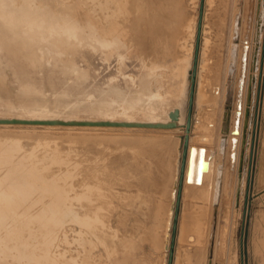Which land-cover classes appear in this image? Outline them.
I'll return each mask as SVG.
<instances>
[{"label":"rangeland","instance_id":"obj_1","mask_svg":"<svg viewBox=\"0 0 264 264\" xmlns=\"http://www.w3.org/2000/svg\"><path fill=\"white\" fill-rule=\"evenodd\" d=\"M41 1L0 0V119L112 123L0 122V151L17 140L20 155L42 172L35 184L54 182L68 207L62 215L51 205L54 192L45 189L38 198L36 192L28 213H55L60 221L46 227L28 214L10 216L30 247L24 254L21 242L7 241L0 264H164L184 129L167 111L192 69L200 11L204 59L196 79L202 70L204 84L209 77L211 83L206 100L188 112L193 142L208 140L204 127L213 135L207 145L213 169L207 194L198 197L185 189L181 170L172 264H264V0H119V13L115 4L104 9L109 19L98 0ZM25 5L34 13L23 12ZM61 7L65 13H43ZM146 15L159 22L158 44L155 34L140 30L150 25ZM68 22L72 32L63 31ZM111 23L123 33L109 47L88 36ZM145 87L157 95L153 108L133 106ZM186 157L187 149L184 167ZM191 214L201 218L202 243L196 224L186 223Z\"/></svg>","mask_w":264,"mask_h":264},{"label":"bare ground","instance_id":"obj_2","mask_svg":"<svg viewBox=\"0 0 264 264\" xmlns=\"http://www.w3.org/2000/svg\"><path fill=\"white\" fill-rule=\"evenodd\" d=\"M28 1L31 4H33L32 2H34V0H26V2ZM118 1L119 0H98L95 2V4L97 3L103 8L101 12H105L104 11L105 8L109 9V7H111L112 4H115L116 7L112 10H113V14H117L119 13L118 11L121 10L120 7L118 6ZM48 2L49 1L47 0L41 1V3H43L44 5H46ZM33 8L34 7L32 5L31 7H29L28 5H25L23 8V12L27 11L33 14L34 13ZM45 10L46 9L43 10V13L45 14L53 13V12L54 13L55 12L65 13L66 7H61L59 9H47V11ZM102 14L105 15V18L107 19H109L111 15V14H106V12ZM22 15H26V13H23ZM150 16L152 17L151 20H150ZM202 16H203L202 11H200V15L196 23L195 38H194V52L192 54V60H191L192 62L189 63V66L192 67V69L191 71H188V74H187L188 79L186 78L184 81V86H183L184 91H181L180 95H178V91H176L175 93L174 92L172 93L173 95L177 96L175 97L176 103L172 110L167 111L168 116L172 118L176 123L184 122V129L182 133L178 134L179 149H178V159H177V174L175 177V182H174V186L172 190L173 192L171 193L172 200L174 201L172 203V207L170 208V215H169L170 219L168 223V232H167L168 241L166 245V256H165L164 264H168V259H169L170 242L172 240L170 233L174 226V223L172 221H173L174 216L176 215L177 195H178L179 184L181 182L182 168L184 169V180H185V183H187L185 184V189L186 190L188 189L191 195H194L195 197L201 196L202 194L204 195L205 194L204 192L207 191L205 189V185L207 184L208 179L210 177V173L212 172V169H213V160L211 156L212 150L210 147L207 146L208 143H210V141L214 139L212 137L213 135L210 134L211 131L209 128L204 127L203 128L204 133L202 134V137L205 136V134H208L209 136L208 140L203 139V141H206V142H201V141L199 142V140L193 142V136L191 134L192 114L191 113L189 114L188 112L189 107H190V87L192 83L191 76H192V70L194 68V63H195L194 61H195L196 45L198 41V36H199L198 48L200 45ZM142 17H145V16H142ZM146 19L148 20L150 25H144L140 28V30L142 29V31L145 34L148 33L149 31L152 32V35L155 34V36L153 37L154 38L153 45L158 44L159 40H157V38L159 35V22L157 19L153 18V15H146ZM106 25L107 26H104V27L98 26V28H94L93 31L92 30L90 31L88 36H90L91 38H96L97 40L101 41V44L109 47V45L114 40L119 39L121 37L123 31L122 29H120V27L113 26V23H111L110 25L108 24ZM72 28H73L72 25H70L68 22L64 24L63 31L72 32ZM105 35H111L110 39L111 37L112 39L109 41L108 40L104 41L102 39H99L101 36H105ZM31 53H32V50H31ZM197 54L198 55H197V65H196V70H195V85H196V81H198V85H197V88H195L193 92L192 105L195 103L201 104L203 101L206 100L209 93L207 91L208 89H205L204 86L207 88V86H209V84L211 83L210 81L211 79L209 77V83L207 82L204 84V80L206 79L207 76L204 77L202 70L199 71L198 77L196 79L199 59H200V62H202L204 59L203 53L199 55V49H198ZM32 57L33 56H31V58ZM167 64H170V60L167 61ZM215 66L216 65H214V67ZM219 67H221L220 64H219ZM207 69H209V67ZM209 70L207 72H209ZM217 76L218 78H220L221 72H220V75L217 74L216 77ZM215 88L219 89L218 92L215 89V92L219 93L220 87L217 85V87ZM145 89L146 90H145L143 97L133 99L132 101L133 106H140L141 104H147L151 106V108H153L156 102L158 103L157 95L151 89H149V87H145ZM217 99H219V97ZM215 101H216V97H215ZM175 111H177L176 115H174ZM189 115H190V126L189 128H187ZM174 125H179V124H174ZM206 125H207V122H206ZM186 135L188 136V144L186 146L187 147V157H186V167H183V155H184V150H185ZM230 147H231L230 161L232 164H235L236 156L238 152L236 151L238 147V141L235 136L231 137ZM238 156H239V152H238ZM41 174L42 172L38 171L37 168H35L32 164L27 162L24 155H20L19 145L17 143V140L10 139L1 148V151H0V250L4 251L7 246V241L12 240L14 241V243L21 242L23 244V251L21 250V253H24V254L28 253L27 248L30 247L29 243L23 238H20L19 233L14 231L13 227H11L10 224L8 223V218L10 216L14 218L15 213H18L19 216L28 214L30 218H34V219L39 218L41 221H43L47 225L46 227H48V224H50L51 221L55 219V216H54L55 213H51V214H44L41 212L40 213L36 212L35 214L28 213L27 210H29L31 205H33L36 202L37 198L43 196L41 191L45 189L46 190L50 189L51 193L54 192L56 194L55 199L52 200L51 202V205L54 204L53 205L54 207L57 206V208L59 209V212L62 215L65 214V210H68V207L66 204L67 203L66 198H64L62 194L60 193V191H58L55 188L54 182L44 179L45 183L43 185L38 186L37 184H35L36 178H43ZM196 180L198 181L202 180V183L199 185L195 183ZM188 182H191V183H188ZM2 185H4L6 188L4 189ZM90 188L91 186L87 185V189L89 190ZM36 192L39 194L37 198L35 195ZM59 217L60 215L58 214V219H55V222L60 221ZM75 218L79 222L83 221L82 216H78L77 214L75 215ZM199 219L201 218L198 217L197 214H191L187 218L186 223L189 226H194ZM1 227H6L5 228L6 231L4 229L5 231L4 233L1 232ZM51 228L52 227L48 228L45 231L46 240H50V236L52 235V232L54 230ZM194 231L195 232L193 233L196 236L195 239L197 240V242L202 243L203 237L201 236L203 235V229H201V223L198 225L197 224L195 225ZM82 264H89V262L86 261Z\"/></svg>","mask_w":264,"mask_h":264},{"label":"water","instance_id":"obj_3","mask_svg":"<svg viewBox=\"0 0 264 264\" xmlns=\"http://www.w3.org/2000/svg\"><path fill=\"white\" fill-rule=\"evenodd\" d=\"M198 43H199V36H198V41H197V45H196V54H195V63H194V68L192 70V76H191V87H190V107L189 109L191 110V106H192V101H193V92L195 89V70H196V65H197V53H198ZM177 114V111L174 112V115ZM190 114V112H189ZM174 117V116H173ZM0 122H25V123H49V124H54V123H58V124H91V123H95V124H111L112 122H107V121H99V122H92V121H76V120H61V119H54V120H18V119H0ZM116 123V122H113ZM118 124V123H116ZM121 124V123H120ZM125 124V123H122ZM173 123H170L169 125H171ZM190 126V115L188 117V124H187V128H189ZM187 144H188V136L186 135L185 137V150H184V154L186 153V149H187ZM183 167H184V161H183ZM183 170V168H182ZM177 205V203H176ZM177 217V208H176V215L175 218ZM174 228L176 227V223H174ZM172 260H173V250L170 249L169 252V259H168V264H172Z\"/></svg>","mask_w":264,"mask_h":264}]
</instances>
